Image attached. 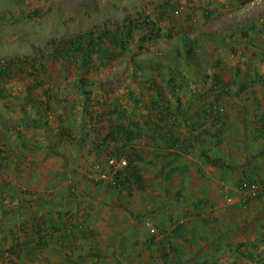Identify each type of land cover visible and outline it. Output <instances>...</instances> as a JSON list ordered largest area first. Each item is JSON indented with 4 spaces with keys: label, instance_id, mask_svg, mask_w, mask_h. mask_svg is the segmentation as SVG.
Masks as SVG:
<instances>
[{
    "label": "rangeland",
    "instance_id": "1",
    "mask_svg": "<svg viewBox=\"0 0 264 264\" xmlns=\"http://www.w3.org/2000/svg\"><path fill=\"white\" fill-rule=\"evenodd\" d=\"M159 1L0 0V66L17 63L0 83V127L8 135H0V156L8 164L0 171L5 212L0 227L13 230L3 234L7 239L0 246L8 247L17 236L23 250L21 260L7 250L4 264H176L174 252L158 248V233L145 222V188L123 190L89 177L97 164L105 168L107 159L105 147L98 152L92 142L96 131V140L108 131V120L98 121L95 97L104 93L110 102L121 100L131 112L133 97L150 107L159 87L174 96V84L182 108L178 113L179 102L166 100L177 113L170 120L187 124L202 108L199 95L218 93L207 87L216 73L224 82L264 86V2L200 0L196 6L197 0H169L173 9L163 10ZM144 17L156 22L159 36L143 39L151 29L138 25ZM130 27L127 48L111 45L109 58L95 53L85 74L82 60L57 58L63 41ZM153 80L158 86L151 88ZM245 89L220 96H253ZM141 107L137 118L148 113ZM63 125L72 128L74 140L58 138ZM15 130L23 135H9ZM140 148L145 156V145ZM106 149L116 151L115 145ZM14 150L22 152L17 159ZM139 164L145 173V162ZM65 224L76 239L47 246L37 236L38 227L49 232ZM33 237L36 251L27 256L25 245Z\"/></svg>",
    "mask_w": 264,
    "mask_h": 264
},
{
    "label": "crops",
    "instance_id": "2",
    "mask_svg": "<svg viewBox=\"0 0 264 264\" xmlns=\"http://www.w3.org/2000/svg\"><path fill=\"white\" fill-rule=\"evenodd\" d=\"M157 4L163 10L173 9L169 0ZM207 87L218 93L199 95L202 108L187 124L176 122L172 132L181 137V143L172 145L165 137L166 129L145 130V222L158 233V248L174 252L176 264H264V190L250 198L238 189L243 179L264 183V93L259 91L264 86L247 84L253 96L245 97L220 96L226 90H233L230 95L246 90L239 83L210 82ZM181 97L166 96L160 103L168 104L169 98L182 103ZM6 131L0 127L3 137L8 136ZM15 131L9 135L20 133ZM18 152L22 154L14 150L16 159ZM7 165L3 160L0 171ZM1 212L3 219L5 212ZM12 231L2 225L0 242L7 239L3 234ZM62 232L44 230V245L51 246L53 240L63 243ZM17 238L10 248L0 246V264L7 250L12 252L19 245ZM149 244L145 240V246ZM31 246L36 251V243Z\"/></svg>",
    "mask_w": 264,
    "mask_h": 264
},
{
    "label": "trees",
    "instance_id": "3",
    "mask_svg": "<svg viewBox=\"0 0 264 264\" xmlns=\"http://www.w3.org/2000/svg\"><path fill=\"white\" fill-rule=\"evenodd\" d=\"M35 14V13H34ZM33 14V15H34ZM131 23L130 25L134 26V21L129 20ZM139 26L151 29L148 30L147 33H145V38H151L159 36L160 34V28L156 27V22L150 19V17H144L139 20ZM133 28H129L125 30V32L120 33H113L112 31L106 30L100 34L95 33H86L76 36L75 38H72L68 41L61 42L58 46V48L55 50L57 54V58H74L76 60H82L81 62V69L83 71V74L90 71L92 69L91 64L94 62L95 59H93V56L95 53L100 52L103 53L106 58L111 57V48L110 46H118L122 48V51L127 48L129 36L132 33ZM108 40L109 43H105V41ZM23 63V62H22ZM17 67V63L14 65V60H10L6 63L1 64L0 66V83L3 82V80L8 79L12 73H14L15 69ZM21 71H25V68H20ZM174 81V80H173ZM214 81L217 84L222 83V77L220 74L216 73L214 76ZM83 83V81L81 80ZM151 84V88L157 87L156 80H153ZM85 84V83H83ZM2 89V88H1ZM2 91V90H1ZM173 95L176 92L175 89L172 88ZM87 93V92H86ZM106 93V92H105ZM88 96V93L85 94ZM131 97L133 96L130 94ZM129 95V96H130ZM97 97L94 104H98L100 106V111L97 113L99 116L98 121H101L103 119L108 120V131L104 136L98 138L100 136L99 131H96L95 137H93V145L94 148L101 152V149L107 154V159L110 157H120L122 155H126L129 159L130 166L127 169V171L130 170L127 176L123 177V179L119 180L116 184V186H113L110 183H107L109 186L117 187L119 189H128L130 190L133 185H135L139 189L145 188V180L144 176L142 175V170H140V164L142 160H144L143 152L140 147L137 146V144L142 141H145V130L147 129H154L158 130V128L166 129L168 130L167 135L165 136L166 139H168L172 145H178L181 143V137L176 134H174L172 131L176 130L177 128V121L178 120H170L171 116H174L175 111L172 109L171 102H167L168 104L162 105L160 102H162V99L166 97L165 91H163L162 87H159L157 97L152 101V104H150V107L144 104L140 99L138 98H132V104H131V112L127 105L123 103L121 100H117L114 102H110L108 95L106 94H97ZM92 97L90 98V100ZM94 99V98H93ZM47 103V102H46ZM92 103V105H94ZM142 106V107H141ZM90 104L86 108V110L90 109ZM92 107V106H91ZM141 108L147 109L148 113L147 115H142L141 118H137L136 112ZM182 103H178L177 110H181ZM180 113V111L178 112ZM177 114V113H175ZM129 121L128 125L123 124L122 121ZM97 121V122H98ZM61 132L58 134V138L61 140L63 138H68L71 140H74L76 136H73V130L72 128H69L68 126H60ZM172 132V134H170ZM23 135V134H21ZM20 135V136H21ZM87 135H90V133L87 132ZM148 138V137H147ZM88 139V136H83L81 138ZM79 139V141H82ZM139 143V144H140ZM142 144V143H141ZM115 145L116 151L114 152L107 150L106 148L109 146ZM82 146V144L80 145ZM182 148V147H181ZM186 149V148H183ZM3 160H5V156H0V165L3 164ZM85 177H88L87 174ZM91 179V178H90ZM94 181L93 179H91ZM248 179H243L240 181L239 186L243 183V181ZM253 181V180H248ZM99 182V181H94ZM102 182V181H100ZM106 183V182H105ZM262 193V192H261ZM66 223V222H64ZM55 229L62 230V240L65 239V242H68L69 240L76 239L77 236L73 232H68L66 230V224L59 227L56 226ZM42 228L38 227L37 232L40 233L39 235L42 236ZM84 233L81 232L80 235ZM93 235V234H92ZM156 235V233H154ZM42 238H44L42 236ZM18 239V238H17ZM37 239L30 240L29 244L25 245V251H27V256H30L33 254L34 249L31 246V243L37 244ZM169 242V240H167ZM36 246H34L35 248ZM14 256L18 257L19 260H21V257L23 255V250L21 251V248L16 247L15 249H11ZM33 251V252H32ZM164 251H167V249H164ZM23 258V257H22ZM14 264V263H13Z\"/></svg>",
    "mask_w": 264,
    "mask_h": 264
},
{
    "label": "built area",
    "instance_id": "4",
    "mask_svg": "<svg viewBox=\"0 0 264 264\" xmlns=\"http://www.w3.org/2000/svg\"><path fill=\"white\" fill-rule=\"evenodd\" d=\"M255 2H264V0H255ZM105 164V168L97 164L94 171L88 173L91 174L89 177L94 181H102L116 186L119 180L128 175L127 169L130 166V162L126 155L110 157L106 159ZM225 189H228V186L225 185ZM238 189L250 198H257L264 190V183L245 180L238 186ZM153 231L155 232L156 230L153 229Z\"/></svg>",
    "mask_w": 264,
    "mask_h": 264
}]
</instances>
